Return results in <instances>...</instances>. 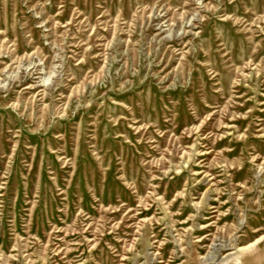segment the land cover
I'll return each instance as SVG.
<instances>
[{"label":"rangeland","instance_id":"rangeland-1","mask_svg":"<svg viewBox=\"0 0 264 264\" xmlns=\"http://www.w3.org/2000/svg\"><path fill=\"white\" fill-rule=\"evenodd\" d=\"M0 264H264V0H0Z\"/></svg>","mask_w":264,"mask_h":264}]
</instances>
